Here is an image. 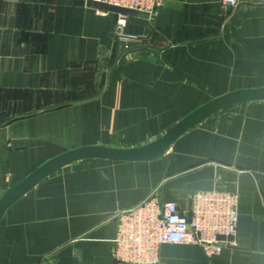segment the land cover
<instances>
[{
  "label": "crops",
  "instance_id": "crops-1",
  "mask_svg": "<svg viewBox=\"0 0 264 264\" xmlns=\"http://www.w3.org/2000/svg\"><path fill=\"white\" fill-rule=\"evenodd\" d=\"M115 12L0 0V264H114L117 212L214 188L239 194L237 247L158 264H264V3L166 0L128 47ZM108 147L144 152L72 161Z\"/></svg>",
  "mask_w": 264,
  "mask_h": 264
},
{
  "label": "built area",
  "instance_id": "built-area-1",
  "mask_svg": "<svg viewBox=\"0 0 264 264\" xmlns=\"http://www.w3.org/2000/svg\"><path fill=\"white\" fill-rule=\"evenodd\" d=\"M116 10V36L128 47L124 32L131 12L154 16L166 0H86ZM264 0H220L224 6ZM100 14L108 11L96 10ZM239 194L228 189L198 190L190 195L187 209L176 199L161 200L156 192L137 205L115 214L117 230L114 264H158L162 244H194L211 259L224 249L237 247Z\"/></svg>",
  "mask_w": 264,
  "mask_h": 264
},
{
  "label": "rangeland",
  "instance_id": "rangeland-1",
  "mask_svg": "<svg viewBox=\"0 0 264 264\" xmlns=\"http://www.w3.org/2000/svg\"><path fill=\"white\" fill-rule=\"evenodd\" d=\"M93 153L107 154V155L118 156V157H122V158H126V157L134 154L133 151H131V150H124V149H119V148H114V147L88 149V150L87 149H81V150L74 153V155H73L74 157H73L72 161H76V160H79L82 158H86L90 154H93Z\"/></svg>",
  "mask_w": 264,
  "mask_h": 264
},
{
  "label": "water",
  "instance_id": "water-1",
  "mask_svg": "<svg viewBox=\"0 0 264 264\" xmlns=\"http://www.w3.org/2000/svg\"><path fill=\"white\" fill-rule=\"evenodd\" d=\"M229 100H219V101H216L215 103H213L210 107H208V108H206L202 113H200L199 115V117H201V116H203V115H205L207 112H209V111H211V110H213V109H215V108H217V107H219V106H221V105H223V104H226V102H228ZM223 103V104H222ZM219 104V105H218ZM217 105V106H216ZM199 117H195V120L197 119V118H199ZM137 152H144L143 150H133V153H137Z\"/></svg>",
  "mask_w": 264,
  "mask_h": 264
}]
</instances>
